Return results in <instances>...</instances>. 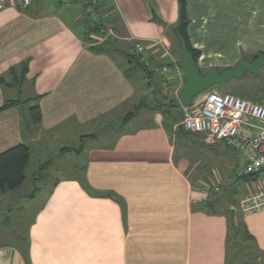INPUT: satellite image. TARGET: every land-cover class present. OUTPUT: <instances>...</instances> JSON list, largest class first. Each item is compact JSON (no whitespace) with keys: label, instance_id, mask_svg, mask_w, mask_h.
Here are the masks:
<instances>
[{"label":"crops","instance_id":"1","mask_svg":"<svg viewBox=\"0 0 264 264\" xmlns=\"http://www.w3.org/2000/svg\"><path fill=\"white\" fill-rule=\"evenodd\" d=\"M187 2L200 68L235 67L264 53V0ZM90 6L102 14L110 48L88 43L96 36L85 22ZM179 18V0H0V108L21 101L0 109V153L29 146L25 183L42 166L44 155L34 164L38 149L73 154L66 163L74 168L35 205L12 208L13 223L0 212V264H264V209L215 210L198 198L195 183L208 174L188 171L186 143L165 109L149 105L151 80L129 60L143 42L154 65L169 63L163 50H176ZM171 74L184 86L182 68ZM34 104L39 125L29 123ZM242 174L230 171L237 191L264 185V172L246 185ZM213 178L223 179L219 171ZM236 215L251 243L241 254L232 248Z\"/></svg>","mask_w":264,"mask_h":264},{"label":"rangeland","instance_id":"2","mask_svg":"<svg viewBox=\"0 0 264 264\" xmlns=\"http://www.w3.org/2000/svg\"><path fill=\"white\" fill-rule=\"evenodd\" d=\"M95 35V37L90 38L88 41L89 44H92L93 46H99L100 44L103 45V43L105 44V42H107V39L103 34L95 33ZM171 46L172 45L170 44L167 50H163V53L166 54L169 51L170 54H172L175 61L171 58L170 54H167L166 56H168L171 60L168 64L171 67H176V64L181 61V47L179 42L176 43V50H172ZM259 53L251 56H245L241 62L247 59L252 60L254 56ZM235 66H237L236 63ZM200 69L203 73L207 71L206 68ZM223 69L224 68L222 66V69L219 70ZM148 78L151 80L149 81L150 92L152 95H156L150 98L149 105L168 111L172 129L177 134L178 141L186 143V147H183L184 149H182L189 157V162L187 164L188 171L196 172L198 170L199 172H202V175L204 172L208 174V178L200 177V181L195 183L199 186V188H202L201 191L199 190L200 194L198 193V198L201 197L206 205L210 204L212 206H217L215 210L222 209L226 211L232 210L233 212H239V209H241L240 199L249 194L250 191L249 189H246V191L245 189L237 191L238 189L234 185L235 182H232L233 179H231L230 171L233 169L234 172H237V174L243 172L245 167L244 158L229 148L225 142L219 141L212 143L208 141L205 135L200 133L193 134L191 131L185 129L183 125V120L185 117L183 104H181L178 98V91L182 90L183 87H181V84L183 86V82L181 84L174 83L173 78H171L168 89H164L160 86L161 82L158 77V79H153L154 77L151 78L150 76ZM212 91L219 93L231 92L237 96L259 102L255 99V97H257V99H264V66L261 68L260 74L258 75L247 73L241 79L233 78L227 83L218 85L215 84L208 89L203 90L201 94ZM242 91L250 92V96H245L243 93H240ZM16 92L17 90L12 91L13 94H16ZM12 93L11 95H13ZM173 139L176 141L174 136ZM43 155L44 158H42L41 164H47V167H45L43 170L38 169L35 175L36 178L32 179L30 177L32 171L31 169L29 171V181L25 183V186L17 191H14L11 197L0 199V212L3 216L2 218H4V215H7L13 223L12 220H14V218L18 216L19 213L14 210L12 212L13 214L11 215L12 208L16 209L18 207H28L32 204L35 205L37 202L35 199L40 198V191L47 192L50 188H52L54 182H56L57 179L65 178L66 176L74 174V168L70 165H67L66 163L70 158L73 157V154L56 157V152L41 151L38 149L34 153V164L36 158L43 157ZM198 161L200 164L197 163ZM40 170H42L41 174ZM216 171L221 173L223 177L221 180L222 182L217 183L215 180H213V176ZM194 178L199 179L197 175H194ZM239 179L240 182H242V185H244L245 181L243 178ZM216 187H219V189L217 190ZM35 190L37 191L34 192ZM33 199L34 201L32 202ZM236 218L237 219L235 220L237 223L234 224L233 222L234 228L231 232V235L235 239V242L232 243V248L234 254H241V249H244V245L248 244L247 247H250L251 243L247 238V235H245V231L241 224L240 215H236Z\"/></svg>","mask_w":264,"mask_h":264},{"label":"built area","instance_id":"3","mask_svg":"<svg viewBox=\"0 0 264 264\" xmlns=\"http://www.w3.org/2000/svg\"><path fill=\"white\" fill-rule=\"evenodd\" d=\"M22 1L26 6L32 0ZM87 13L93 23L99 21L100 16L95 7L90 6ZM168 48L165 46L164 50ZM149 50V46L143 42H139L133 49L153 75L159 78L160 86L168 89L169 81L173 78L171 66L168 63L154 65ZM167 54L170 52L165 55ZM170 55L174 60L172 54ZM176 68L178 70L181 68L178 63ZM200 94L191 106L183 105L185 129L203 133L212 143L225 142L229 148L244 158V175L264 172V101L255 102L231 92L212 91ZM254 189L240 199V208L243 212L264 209V185L258 183Z\"/></svg>","mask_w":264,"mask_h":264},{"label":"trees","instance_id":"4","mask_svg":"<svg viewBox=\"0 0 264 264\" xmlns=\"http://www.w3.org/2000/svg\"><path fill=\"white\" fill-rule=\"evenodd\" d=\"M179 4H180V18L177 26L175 27V32L179 28L181 35L186 40L187 47L193 53L194 58L198 63L199 57L201 56V51L193 47L188 33V28L191 23V19L188 13V2L187 0H179ZM95 10L98 14H101L98 6H95ZM84 17L90 32L103 34L104 36L106 35L108 31L106 30V27H104L102 14L99 17L100 18L99 21L95 23H93L90 20L89 14L87 13L86 9H85ZM113 44H114V40L112 38H109L107 39V42H105V44L104 43L103 45L100 44L99 47H101L102 49H104V46L106 48H110L111 46H113ZM180 53H181V49H180ZM259 54L254 56V58H256ZM128 56H129V60L135 63L134 65L135 68L142 69L143 71H145L148 77L150 76L151 78H153V72L147 68V66L141 61L140 57L136 53H134V51L128 54ZM13 73H16L14 69H13ZM14 78L16 80L19 79L17 76ZM19 103H21L20 100H8L0 109L2 110V109L11 108ZM142 105L143 104L137 106L128 115L127 120L133 118L139 112ZM164 112L168 116V118H170L168 111H164ZM41 122H42V113L40 110V106L39 104H34L29 109V123L31 125H39ZM66 149L69 148L67 147ZM30 161H31V150L29 146L25 143H19L0 153V194H5L9 191L17 190L25 183L26 170L30 164ZM45 167H47V164L42 165L39 169L43 170ZM42 170H40V174ZM258 175L259 173L252 175L242 174L241 178H243L244 181H251V180H255L258 177ZM34 178H36V176H34ZM36 191L37 190H35L34 192Z\"/></svg>","mask_w":264,"mask_h":264},{"label":"water","instance_id":"5","mask_svg":"<svg viewBox=\"0 0 264 264\" xmlns=\"http://www.w3.org/2000/svg\"><path fill=\"white\" fill-rule=\"evenodd\" d=\"M176 35L181 47V61L179 66L185 71V84L178 98L181 104L185 106H191L195 97L203 90L215 84L227 83L233 78L241 79L247 73L258 75L264 66V53H261L256 58L244 60L235 67L224 70L211 67L203 73L193 53L187 47L186 40L181 35L179 28L176 30Z\"/></svg>","mask_w":264,"mask_h":264}]
</instances>
